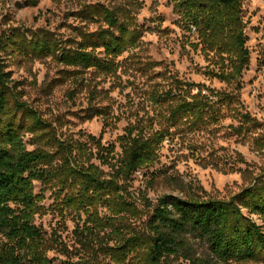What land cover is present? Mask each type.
<instances>
[{"label":"trees","instance_id":"16d2710c","mask_svg":"<svg viewBox=\"0 0 264 264\" xmlns=\"http://www.w3.org/2000/svg\"><path fill=\"white\" fill-rule=\"evenodd\" d=\"M39 2L26 0V5ZM172 2L194 39L190 44L218 65V70H208L207 75L239 82L250 63L243 1ZM73 15L79 21L73 26V37L60 39L50 30L39 29L29 38L14 31L2 36L0 51L8 47L25 56H55L75 68L110 70L115 57L135 47L141 36L129 6L85 4ZM89 24H98L97 30H87ZM18 93L0 55V264H51L48 252L55 247L62 250L61 242L47 238L35 223V215L44 209L41 201L47 189L60 208L86 214L84 230L77 234L82 245L92 249L88 264L264 260L263 174L230 199L195 193L164 195L156 203L146 198L141 206L128 189L135 172L158 160L171 129L183 133L207 130L234 102L233 93L171 76L167 87L150 93L161 127L151 133L138 125L128 128L119 137L120 153L115 144H103L93 135L85 141L59 136L53 124L21 101ZM96 112L107 114L102 109ZM242 119L245 124L256 120L248 114H242ZM26 133L36 144L33 150L26 147ZM36 182L43 186L40 193L35 191ZM101 208H106V213ZM142 216H146L143 226L135 225L133 219ZM195 242L206 245L207 254L197 255ZM107 258L109 262L104 260Z\"/></svg>","mask_w":264,"mask_h":264},{"label":"rangeland","instance_id":"374dc122","mask_svg":"<svg viewBox=\"0 0 264 264\" xmlns=\"http://www.w3.org/2000/svg\"><path fill=\"white\" fill-rule=\"evenodd\" d=\"M242 1L250 63L239 82L207 75L208 70H218V65L190 44L194 39L174 12L172 0H40L36 6L26 5V0H0V39L14 31L30 38L39 29L50 30L60 39L73 37V26L79 23L73 13L85 4L96 3L129 6L141 30L136 46L115 57L110 70L75 68L55 56H25L8 47H1L0 55L12 73L21 101L52 123L59 136L85 141L93 135L103 144H115L118 153L119 137L128 128L138 125L151 133L161 127L150 93L167 87L171 76L233 93L234 102L224 108L216 124L187 133L171 129L158 160L139 169L128 182L141 206L146 198L156 203L164 195L195 193L230 199L264 175V0ZM86 28L96 31L98 24ZM96 109L107 114H98ZM242 114L255 122L245 124ZM24 141L28 150L35 149L31 134L26 133ZM101 168L110 171L107 165ZM42 188L41 182L35 183L37 193ZM43 193L44 209L35 215V223L47 238L62 245V250L55 247L48 252L51 264H88L92 249L84 247L77 234L85 226L86 214L60 208L51 190ZM145 220L146 216L133 219L137 226H143ZM104 241L109 242L107 237ZM194 248L197 255L208 252L199 242ZM221 264H264V260Z\"/></svg>","mask_w":264,"mask_h":264}]
</instances>
